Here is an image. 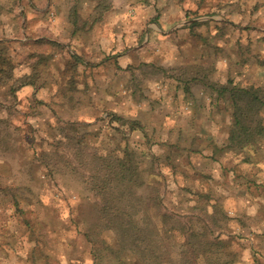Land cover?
I'll use <instances>...</instances> for the list:
<instances>
[{
  "label": "rangeland",
  "instance_id": "1",
  "mask_svg": "<svg viewBox=\"0 0 264 264\" xmlns=\"http://www.w3.org/2000/svg\"><path fill=\"white\" fill-rule=\"evenodd\" d=\"M8 2L4 10L0 0V68L13 65L0 74L5 246L25 249L28 264H140L135 251L126 263L106 246L117 233L100 226L83 162L129 143L143 171L139 226L153 225L177 251L185 234L172 229L194 225L220 235L236 264H264V0H60L57 23L47 1ZM231 90L250 93L238 103L257 131L245 147L231 140Z\"/></svg>",
  "mask_w": 264,
  "mask_h": 264
},
{
  "label": "trees",
  "instance_id": "2",
  "mask_svg": "<svg viewBox=\"0 0 264 264\" xmlns=\"http://www.w3.org/2000/svg\"><path fill=\"white\" fill-rule=\"evenodd\" d=\"M69 20L75 31L80 30L78 29L80 18L74 8L69 13ZM3 62L8 63L5 60ZM10 68L11 71L7 72L0 68V74L12 72L13 65H10ZM1 79L3 78H0L2 82ZM20 82V88L32 85L23 80ZM15 88L12 85L11 89ZM233 91L231 90V94L238 96L239 100L236 97V124L231 140L233 139L238 147H245L251 144L257 131L246 124L243 117L245 114L243 112V115H240L243 110L238 103L242 102L240 100H243L250 93L245 90ZM254 100V102H258L257 97ZM247 105L249 106V104ZM253 109L254 107L247 111L253 114ZM129 125L130 131H133L134 126L132 123H129ZM69 141L71 144L76 142V147L81 145V141H78L76 137L69 138ZM129 146V143H127L125 149L121 152L123 157H121V153H117L118 149H114L108 151V154L96 153L83 160L85 167L87 165L91 166L88 170V183L91 184L94 196L99 199L100 226L117 233L110 244L106 245L108 249L116 256L125 255L122 260L124 259L126 263L128 254L126 250H129L136 252L140 264H155V262L156 264H236L238 253L231 247L230 249L220 235H207V232H202L199 227L194 225L189 228L185 226L177 228L175 226L172 230H179L185 235L180 238L177 237L179 239L177 240L179 242L177 251H171L162 246L160 235H152L155 234L153 225L149 228L150 225L141 227L136 223L134 215L138 211L136 205L139 200L136 190L144 184V181L142 180L143 171L139 167L137 153ZM150 197L143 198V201L146 200L149 203V206L146 205L143 209L144 214H147L149 207H152L150 206V199H152ZM214 220L215 222L219 221L218 218ZM204 229H207V227L205 226ZM188 231H192V235H187Z\"/></svg>",
  "mask_w": 264,
  "mask_h": 264
},
{
  "label": "crops",
  "instance_id": "3",
  "mask_svg": "<svg viewBox=\"0 0 264 264\" xmlns=\"http://www.w3.org/2000/svg\"><path fill=\"white\" fill-rule=\"evenodd\" d=\"M4 2H6L5 6H4V10L5 9H9L8 8V1H12V0H3ZM16 2H18L19 0H13ZM38 1V0H35ZM47 1L46 3L48 5H51L52 8L55 9L56 13L54 14L57 19L55 20V23L59 22V18L62 15V12L60 10V7L58 6L60 3V0H44ZM15 5V4H14ZM13 10H15L17 8V6H13ZM44 9V14L43 17H47L48 14H46L47 11V5L43 8ZM61 25V24H59ZM60 27V26H58ZM5 226V223L3 224L2 222H0V227ZM9 236L7 235H2V232L0 230V264H28L30 262L29 258L27 256V251L25 249H21V248H16L15 250L13 248H9L7 246H5L7 244V242H9Z\"/></svg>",
  "mask_w": 264,
  "mask_h": 264
}]
</instances>
